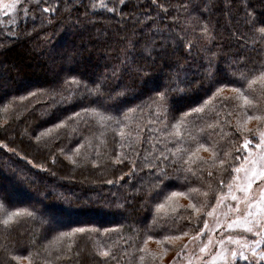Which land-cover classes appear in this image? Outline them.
<instances>
[{"label": "trees", "instance_id": "1", "mask_svg": "<svg viewBox=\"0 0 264 264\" xmlns=\"http://www.w3.org/2000/svg\"><path fill=\"white\" fill-rule=\"evenodd\" d=\"M99 1L101 4L102 0H40L25 15L19 13L16 21L0 24V197L10 203V210L28 208L39 215L43 209L51 220L50 227H44L41 232L36 231L42 227L39 219L27 217L10 231L5 232L0 226V264H17L10 260V255L24 257L30 251L39 252L41 259L36 264H42L44 259L51 260L52 264H115L95 256V241L84 235L74 237L71 253L64 255V249L72 241L55 237L75 227L103 229L124 225L120 235L125 240L129 236L138 237L137 246L147 235H152L148 248L150 242L156 243L164 235L179 234L167 229H188L186 221L177 223L171 219L170 208L176 204L187 205L189 199L199 205L203 197L199 192L175 197L171 202L164 197L172 191L206 190L209 183L206 171L203 179L191 174L186 179L180 163L167 167L166 174L171 179L164 181L163 192L157 197L152 190L156 179L138 159L144 155L143 147L147 145L138 154L123 150L130 157H137L136 170L130 172L132 164L128 161L113 163L119 136L113 139L109 132L104 146L94 138L93 133L98 132L99 126L91 121L88 126L77 127L74 118L62 128L53 126L72 113L97 104L113 116L142 103L147 109L148 98L169 84L174 76L190 81L182 95L170 94L178 117L190 107L201 105L217 88H222L223 96H230L233 87L241 86L231 78L228 68L231 61L240 56L260 58L256 50L246 47L251 35L246 12H254L257 18L264 19V0H155V3L153 0H123V3L105 0L107 8H118L116 13L108 12L103 6L91 8L92 3ZM45 7L53 11L44 12ZM204 24L214 37L211 43L200 32ZM188 42H191V51L185 47ZM146 46L151 49L150 54L145 52ZM212 52L217 53L212 59L216 76L209 82L204 71L209 67L206 56ZM125 53L128 60L121 64ZM117 66L119 71L113 75ZM106 73L102 98L77 93L74 99L55 104L61 95L59 86L66 76L77 75L94 85ZM53 90L58 93L54 99ZM118 92L125 94L116 97ZM29 93L35 95L29 96ZM259 93L257 85L256 92L249 95H256L261 100L259 107L264 109V96ZM213 109L222 111L215 101L210 102L206 122L215 119ZM128 115L133 129L137 123L143 126L153 118L147 110ZM82 119L88 117L82 114ZM255 125L251 121L248 127ZM49 129L47 135H40ZM73 131L78 134L69 135ZM148 135L156 139L160 133L150 134L146 130L139 139L145 140ZM217 139L213 136V141ZM206 140L207 137L201 142ZM82 142L80 154L75 155L73 150ZM240 143L239 134L220 142L225 150ZM195 146L193 143L190 147ZM158 147L163 150L162 146ZM61 148L65 150L63 154L59 151ZM199 155L207 157L209 153L201 150ZM67 156H72L75 163ZM177 168H181L179 174ZM220 178L214 175L212 184L215 186ZM223 178L226 181L228 177ZM160 203H165V209L157 212L155 206ZM190 211L181 212V216H187ZM96 239L112 244L117 242V234ZM164 247L171 245L165 243ZM124 249L131 252L132 243H118L116 254ZM57 256L62 258L56 259ZM18 264H28V261L21 259ZM123 264H129L128 257ZM148 264L162 263L149 259Z\"/></svg>", "mask_w": 264, "mask_h": 264}, {"label": "snow or ice", "instance_id": "2", "mask_svg": "<svg viewBox=\"0 0 264 264\" xmlns=\"http://www.w3.org/2000/svg\"><path fill=\"white\" fill-rule=\"evenodd\" d=\"M153 2L155 3V0ZM21 3L22 0H0V10L7 9L11 13L17 11ZM101 6L105 7L108 12L116 13L118 11L116 6L107 8L105 0H102L99 5L91 4V8ZM24 7L26 8L27 5ZM68 7L66 5V8ZM160 7L163 9L164 5H160ZM184 8L187 11V5ZM43 11L49 12L53 9L45 7ZM246 23L251 30L246 47L256 50L260 54V58L240 56L229 63L228 68L231 70L232 80L241 85L231 89L232 95L223 96L222 88H217L201 105L190 107L177 117L170 94L182 95L185 85L190 81L174 76L169 84L148 98L147 109L142 103L126 109L122 115L113 116L106 113L103 105L97 104L72 113L71 116L65 118V121H60L53 126L57 129L62 128L66 121L71 122L74 118L77 127L88 126L91 121L99 126L98 132L93 133L94 138L104 146L107 145L106 138L109 132L113 134V139L115 136H119L118 151L113 163L120 164L128 161L132 164L130 172L136 170L137 157H130L123 150L138 154L141 147L147 145L143 147L144 155L138 159L144 167L150 170V175L156 179L152 190L155 191L157 197L163 192L164 181L171 179L166 174V168L173 164L180 163L182 165L186 179L187 174L203 179L205 171L209 178L207 188L202 192L197 188H191L188 193L172 191L170 195L164 197L165 201L171 202L175 197L199 192L203 197V202L197 205L189 199L187 205L176 204L170 208L171 219L177 223L186 221L189 227L184 231L167 229L169 232L177 231L179 234L164 235L161 239H157L155 242L160 245V252H154L148 248V242L153 239L152 235H147L143 243L137 246L138 237L133 239L132 236H129L125 240L120 235L125 226L117 225L103 229L75 227L70 231L58 233L55 237L56 240L68 238L72 241L64 249V255L71 253L75 242L73 238L77 235H84L95 241L93 246L95 256L105 261H114L115 264H123L125 257L129 258V264H148L149 259L153 262L158 258L162 260L163 255H166L169 250L164 247V244L172 245L178 241L180 243L175 244L178 250L169 264H264V109L259 107L261 100L256 95H249V93H255L256 86L259 85V94L264 96V19L257 18L254 12L250 11L246 12ZM200 32L208 43L214 39L206 24L201 27ZM129 47H131V42ZM185 47L191 51V42H188ZM150 51L151 49L146 46L145 52L150 54ZM204 51L207 49L205 48ZM216 55L217 53L212 52L210 56H206L209 67L205 69L204 75L209 82H212L216 76L212 65V59ZM127 60L128 57L125 53L121 64ZM119 68L120 66H117L114 69L113 75H116ZM107 78L106 73L94 85H90L77 75L66 76L59 86L61 95L59 100H55V104L59 105L72 100L77 93L102 98ZM63 93H67V95H63ZM57 94L53 90L52 98L54 99ZM124 94V92H118L115 96ZM28 95L34 96L35 94L29 93ZM109 98L115 97L109 96ZM24 99L25 97H20V100ZM212 101H215L222 111L213 109L212 115L215 116V119L206 122L207 106ZM153 108H155L154 112L151 111ZM137 110L140 112L147 110L153 118L146 121L143 126L137 123L133 129L128 114L135 113ZM82 114L88 119H82ZM251 121L256 122L253 128L248 127ZM201 123L202 126H197ZM149 125L157 126L149 127ZM146 130L150 134L159 131L160 135L156 139H153L152 135H148L145 140L139 139ZM49 131L51 129L45 130L40 135H47ZM73 134L78 133L75 131L69 133V135ZM236 134L241 137L240 145L225 150L220 142L228 141ZM213 136L218 139L213 141ZM205 137H207L206 142H201L205 140ZM39 138L37 137V139ZM193 143L196 145L195 148L190 147ZM82 146L83 142L73 150L75 155L80 154ZM158 146H162L163 150ZM88 147H92L91 141H89ZM149 147L151 151H149ZM201 150L208 152L209 155L207 157L200 156ZM59 151L63 154L65 150L61 148ZM97 152H99L98 147ZM66 158L72 160V156ZM72 162L75 163L74 160ZM95 163L93 161L94 165ZM176 171L179 174L181 168H177ZM214 175L221 177L215 186L211 182ZM223 177L228 178L225 181ZM108 183H113V181H108ZM155 207L159 212L161 209H165V203L157 204ZM10 209V203L0 197V214H2L0 226L5 232L10 231L25 217L33 220L39 219L42 227L36 229L37 232H41L44 227L51 225L50 217L43 209L40 210L39 215L28 208ZM189 210L191 211L187 216H181V212ZM165 214L168 215V212ZM201 221L203 226H200ZM197 227L199 230L194 231ZM235 229L241 231L233 232L232 230ZM164 230L161 228V231ZM133 231L136 229L133 228ZM112 234H117V242L112 244L101 243L99 239H96V237L103 238ZM185 237L187 239H184ZM128 242L132 243L131 252L124 249L117 255L118 243L127 244ZM61 258V256L56 257V259ZM21 259L28 261V264H36V261L41 258L39 252L31 251L24 257L10 255V260L16 261L17 264ZM42 264H52V261L44 259Z\"/></svg>", "mask_w": 264, "mask_h": 264}, {"label": "rangeland", "instance_id": "3", "mask_svg": "<svg viewBox=\"0 0 264 264\" xmlns=\"http://www.w3.org/2000/svg\"><path fill=\"white\" fill-rule=\"evenodd\" d=\"M40 0H22V3L20 6H18V9L17 11H14V12H11L9 13L7 11V9H3V10H0V24L2 25H9L10 22L12 23L13 21H16L17 20V16L19 15V13L25 15L26 12L33 6H36L38 4ZM100 1L96 4L99 5ZM27 5V7L25 8L24 6ZM200 226H203L202 225V221L200 222ZM199 230V229H198ZM197 230V231H198ZM233 232H240L241 230L239 229H235V230H232ZM215 235V234H213ZM184 239H187L186 237ZM206 239V237H205ZM180 242H174V244L171 245L170 248H168V252L166 255H163V258L162 260L158 258V261L162 264H169V262L172 260V258L176 255V252L178 250V248L175 246V244H179ZM149 249H151L152 251L154 252H160L161 251V247L158 246V244L156 243H153V242H150L149 243Z\"/></svg>", "mask_w": 264, "mask_h": 264}]
</instances>
